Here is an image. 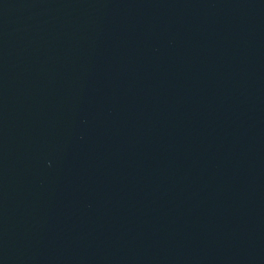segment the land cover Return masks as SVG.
<instances>
[{
  "label": "water",
  "instance_id": "95a60500",
  "mask_svg": "<svg viewBox=\"0 0 264 264\" xmlns=\"http://www.w3.org/2000/svg\"><path fill=\"white\" fill-rule=\"evenodd\" d=\"M0 264H264V0H0Z\"/></svg>",
  "mask_w": 264,
  "mask_h": 264
}]
</instances>
